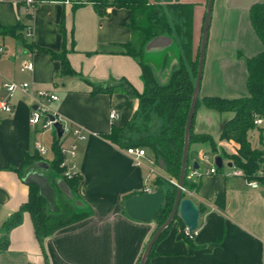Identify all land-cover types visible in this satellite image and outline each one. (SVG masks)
<instances>
[{
  "label": "crops",
  "instance_id": "obj_1",
  "mask_svg": "<svg viewBox=\"0 0 264 264\" xmlns=\"http://www.w3.org/2000/svg\"><path fill=\"white\" fill-rule=\"evenodd\" d=\"M147 1L161 7L171 29L174 19L168 5L193 6L194 57L207 0ZM258 3L264 0H212L198 99L232 100L246 96L245 60L261 50L248 21V9ZM74 5L79 6L73 9ZM128 18L124 9H111L106 16H98L90 0H53L34 8L22 5L21 0H0V27L18 26L13 36L0 34L3 47L0 100L7 99L12 109L11 116L0 112V226L27 200L28 186L23 180L32 165L20 168L23 158L35 153L36 144L45 149L41 143L43 134L49 133L51 141L55 135L53 131L28 127L30 101L18 92L8 97L1 87L4 81L26 83L31 90L53 93L57 97V102L50 104L53 113L83 131L85 138L76 144L74 158L79 183L75 202L69 204L76 212L87 213L84 220L42 241L46 263L29 215L21 214L14 227L6 232L0 229V264H138L155 223L129 219L122 203L127 195L153 192L151 182L155 176L162 177V173L155 165L133 166L124 150L104 139L112 126L122 128L130 121L136 110L135 100L120 91L110 95L90 94V86H115L120 79L141 93L138 64L123 55L120 47L130 38L125 27ZM169 35L178 47L172 31ZM22 40L54 53L64 51L74 75L60 76L57 61L30 52ZM169 43L167 37L157 38L145 48L144 54L152 57L161 54L172 68L175 59L168 60L166 49L172 47ZM23 61L31 64V72L21 71ZM149 65L154 75L150 61ZM199 108L193 117V133L211 137L219 153L234 154L235 144L218 140L221 124L232 114H219L204 107L197 113ZM109 111L116 113L113 121L108 119ZM249 144L264 153V131L261 134L252 131ZM144 153L152 160L148 151ZM208 153L205 144L191 145L188 167L196 162L198 171L204 173L209 165L202 163L200 156L209 157ZM45 156L41 162L47 163L51 155L48 159ZM220 158L221 169L213 175L201 176L197 190L192 192L191 200L199 212L195 235L185 240L181 235L184 227L173 221L153 245L148 264H264V182L249 189L243 178L228 174V162ZM33 171L46 179L55 195L54 181L60 177L41 166ZM216 193L221 195L218 201L214 200Z\"/></svg>",
  "mask_w": 264,
  "mask_h": 264
},
{
  "label": "trees",
  "instance_id": "obj_2",
  "mask_svg": "<svg viewBox=\"0 0 264 264\" xmlns=\"http://www.w3.org/2000/svg\"><path fill=\"white\" fill-rule=\"evenodd\" d=\"M50 1L53 0H35L30 7L34 8L40 3ZM90 3L98 16H106L111 9H124L129 13L125 27L129 31L130 38L128 42L120 45V47L123 55L137 62L140 70L142 91L137 93L126 80L120 79L115 86L107 84L90 86V94L110 95L115 91H120L136 102V110L133 112L130 121L122 128L112 126L109 134L104 139L122 150L127 148L146 149L152 157L153 164L161 170L162 177L155 176L151 182L153 190L159 189L162 193L160 208L152 220L155 223V232L168 217L173 204L176 188L168 181L177 182L179 177L184 125L192 97L198 59V48L193 60L191 55V11L193 6L168 5L174 19L171 29L161 7L150 5L147 0H90ZM22 5L24 4L22 3ZM78 6L74 5L73 9ZM26 17L29 18L30 14H27ZM248 21L261 45V50L245 60L246 96L232 100L204 97L198 99L195 105V111L202 106L219 114H232L229 119L221 124L218 140L231 142L237 148L234 154L231 155L221 152L216 153L217 149L211 137L205 134L193 133L194 111L188 132L187 165L182 181V187L188 191H196L198 187L197 182L186 178L191 170V167H188V157L190 146L193 144H205L211 154L225 159L233 168L240 170L246 179L256 180L258 183L264 182L263 179L255 177L256 171L264 167V153L261 149L251 148L249 144V134L252 131L256 130L259 134L264 131V129L256 128L252 124L254 117L264 118V3L253 4L249 7ZM60 29L61 27H59V33L63 39L62 29ZM17 30L18 26L13 28L0 27V34L13 36ZM170 31L177 39L178 47L172 37H170ZM159 37H167L169 39V44L172 46L170 51L174 52L172 58L175 59L177 64V67L171 70L167 81L163 84H159L156 81L149 61L147 62L144 59L146 55L144 54L145 48ZM16 38L23 39L20 36ZM22 42L24 47L30 52L44 54L49 59L57 61L59 63L60 76L74 75L67 64L64 51L61 50L59 53H54L48 49L38 48L30 43H25L24 40ZM152 118L158 120V126L155 129H149ZM58 145L59 139L53 135L50 146L51 160L46 164L53 174L60 177L67 190L74 197L79 177L76 174L72 178L66 179L61 175L62 169L59 164L62 157ZM40 161H42V158L35 152L31 156L23 158L20 168L29 167ZM27 186L26 202L17 211L10 214L0 226V229L6 232L19 222L21 214L27 213L30 217L35 239L39 243L46 263V256L42 250V241L55 232L84 220L87 217V213L73 210L69 201L55 185L57 194H55L54 207L49 210L45 200L38 194L37 187L34 185ZM57 195L62 196L65 201H61ZM130 196L132 195L125 196L124 200ZM184 197L185 195L181 193V198L183 199ZM220 199L221 195L216 193L214 200L218 201ZM174 221H177L183 228L178 218H175ZM168 228H165L157 240L164 236ZM182 238L184 237L182 236ZM4 244L5 240L1 245ZM151 251L152 248L145 264H148Z\"/></svg>",
  "mask_w": 264,
  "mask_h": 264
},
{
  "label": "water",
  "instance_id": "obj_3",
  "mask_svg": "<svg viewBox=\"0 0 264 264\" xmlns=\"http://www.w3.org/2000/svg\"><path fill=\"white\" fill-rule=\"evenodd\" d=\"M211 4H212V0L206 1V10H205L204 19H203L200 43L198 47L197 68H196V74H195L194 83H193V92H192V97L190 101V106H189L186 122L184 125L183 148H182V155H181L180 171H179L178 180L176 182L177 188L175 189L173 204L171 207V211L168 217L166 218V220L164 221V223L156 229V231L152 234V236L147 241L142 251V254L140 256L138 264H145V261L147 259V256L152 246L154 245L156 240L159 238L161 233L165 230V228L169 227L173 223L175 218H178L180 222L182 223L183 227H185L189 232H192L196 230L197 228V220L199 216L198 208L190 199L181 198L180 188L182 186V181L184 178L186 165H187L189 127L191 125L192 117L195 111V105L198 100L199 83H200L201 72H202L207 30L209 26ZM48 119L49 121H52L51 116H48ZM52 129L55 133V137L57 139L60 138L61 136L60 125L58 123H54L52 125ZM213 164L217 170H220L222 167L221 158L219 156L214 157ZM40 166L43 167L44 169L48 168L47 164L41 161L32 164V166L26 173L23 181L26 185L36 186L38 189V194L45 200V202L47 203L48 209L52 210V208L54 207V197H55L53 193V188H50L46 179L42 175L33 171L35 167H40ZM226 167L230 168L231 164L226 163ZM191 169L197 170L196 162L192 163ZM54 185L61 191V193L67 199V201H69L70 203L75 202L74 197L67 190L64 182L61 179L55 180ZM161 201H162V193L159 189H156L153 192L140 193V194H136V195H132L128 197L127 199L123 201L122 209L125 215L129 219L136 221V222L149 223L153 220L155 214L158 212L160 205H161Z\"/></svg>",
  "mask_w": 264,
  "mask_h": 264
},
{
  "label": "built area",
  "instance_id": "obj_4",
  "mask_svg": "<svg viewBox=\"0 0 264 264\" xmlns=\"http://www.w3.org/2000/svg\"><path fill=\"white\" fill-rule=\"evenodd\" d=\"M35 0H21L25 6L30 7V5ZM43 1V0H40ZM67 3V1H64ZM29 29H26V36H29ZM3 53V47L0 46V55ZM21 71L31 72L32 66L29 62L23 61L20 66ZM3 90L6 92L7 96L10 97L14 92H18L23 95L26 99L30 101L31 109L27 118V125L29 128L37 129L38 131H53L52 125L54 123H58L61 127V136L59 139V152L62 157L59 167L62 169V176L66 179L72 178L76 175V165H75V149L76 144L82 142L84 140L83 131L76 126H72L67 122L60 119L53 111L50 109V104L57 102V97L48 91H37L31 90L28 84L26 83H15L4 81L1 85ZM0 112L5 113L9 116L12 115V109L8 100H0ZM48 116L52 117V121H49ZM116 118V113L114 111H109L108 119L113 121ZM253 126L259 129H264V118L254 117ZM54 132V131H53ZM55 134V133H54ZM35 152L43 158L47 151L41 146L35 145ZM124 154L129 157L132 161L133 166L140 167L144 166V163L147 165H154L153 160H150L146 157L143 149L138 148H127L124 150ZM200 161L204 164L209 165V167L204 171V173H200L197 170H190L186 176L189 180H194L195 182L200 179L204 174L213 175L217 172L213 164V158L208 157L206 155L200 156ZM228 174L234 177H241L245 180V184L249 189H256L258 187V182L256 180H248L244 176V174L232 166L228 170ZM255 177L257 179L264 180V167L259 168L256 171ZM173 187L177 188L176 182L168 181ZM180 192L187 196V199L191 200L192 192L188 191L181 186ZM149 193V192H145ZM192 201V200H191ZM195 235V230L189 232L185 227L182 230V236L185 239H192Z\"/></svg>",
  "mask_w": 264,
  "mask_h": 264
},
{
  "label": "rangeland",
  "instance_id": "obj_5",
  "mask_svg": "<svg viewBox=\"0 0 264 264\" xmlns=\"http://www.w3.org/2000/svg\"><path fill=\"white\" fill-rule=\"evenodd\" d=\"M171 47L167 48L166 51L168 53V60L172 59V54L174 52H171ZM165 51V53H166ZM165 57H167V55H165ZM170 58V59H169ZM193 56H192V60H193ZM144 59L148 62L150 61V63H152V65L154 66V75L156 76L155 79L159 84H163L160 81L168 78V75L170 74L172 69H175L177 67V64L175 62V64L172 66V68H170V65L168 63L167 60H163V56L160 54L158 55V57L155 56H150V55H145ZM163 60V61H162ZM165 83V82H164ZM200 109H202V106H200L199 110H197V113L200 112ZM158 126V120L156 118H152L150 124H149V129H155ZM44 139L43 141H41V143L43 144V146L45 147L47 153L45 156V159H48L50 157V146H51V140H50V136L49 133L43 134L42 136ZM146 151V149H145ZM216 153H219L218 150L216 151ZM209 157L214 158V154L208 153ZM44 158V157H43ZM222 170L225 171V168H223ZM165 188V187H164ZM56 191V190H55ZM57 194V191L56 193ZM57 197H59V199L61 201H65V199L60 196L57 195Z\"/></svg>",
  "mask_w": 264,
  "mask_h": 264
}]
</instances>
